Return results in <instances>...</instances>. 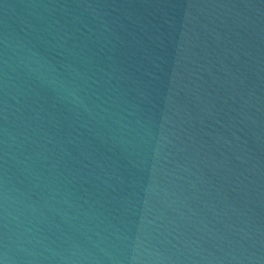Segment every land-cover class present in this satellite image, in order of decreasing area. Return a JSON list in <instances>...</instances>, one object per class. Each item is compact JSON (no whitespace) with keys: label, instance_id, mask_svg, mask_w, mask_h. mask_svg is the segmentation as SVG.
Returning <instances> with one entry per match:
<instances>
[{"label":"water","instance_id":"water-1","mask_svg":"<svg viewBox=\"0 0 264 264\" xmlns=\"http://www.w3.org/2000/svg\"><path fill=\"white\" fill-rule=\"evenodd\" d=\"M0 264H264V0H0Z\"/></svg>","mask_w":264,"mask_h":264}]
</instances>
